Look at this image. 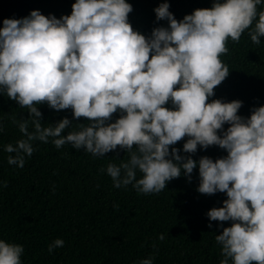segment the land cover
<instances>
[{"label":"clouds","instance_id":"9594fccd","mask_svg":"<svg viewBox=\"0 0 264 264\" xmlns=\"http://www.w3.org/2000/svg\"><path fill=\"white\" fill-rule=\"evenodd\" d=\"M71 8L59 19L32 10L5 18L0 27V95L28 113L12 119L21 136L4 144L7 164L22 169L37 142L70 145L93 158L119 150L127 159L98 171L114 188L130 185L138 195L158 194L182 175L190 182L198 168L197 191L227 197L206 212L208 227L216 221L223 229L215 235L219 264H264V105L244 117L238 114L242 101L210 100L229 74L220 58L229 53L227 44L239 43L242 34L261 44L264 0H213L179 21L165 0L154 13L167 26L147 36L131 26L128 0H75ZM41 104L71 109L73 120L87 123L67 117L42 123ZM185 137L182 149L175 147ZM198 146L227 154L197 161L191 154ZM7 186L0 181V189ZM63 246L56 238L47 250ZM24 251L22 244L0 239V264H23ZM155 259L153 253L133 264Z\"/></svg>","mask_w":264,"mask_h":264},{"label":"trees","instance_id":"16d2710c","mask_svg":"<svg viewBox=\"0 0 264 264\" xmlns=\"http://www.w3.org/2000/svg\"><path fill=\"white\" fill-rule=\"evenodd\" d=\"M74 2L0 0V27L5 18H23L32 10L59 19L71 14ZM128 2L133 8L128 19L134 30L147 36L153 28L167 26L166 20L156 21L154 13L165 0ZM167 2L179 21L197 8H210L213 0ZM227 47L229 53L220 58L228 65L229 74L214 87L210 100L238 99L243 102L238 114L248 117L253 107L264 105V38L260 45H254L242 34L239 43L229 42ZM38 108L42 123H55L64 117L73 124L87 123L83 117L73 120L71 109L55 111L46 104ZM27 117L26 109L0 95V124L4 125L0 133V181L8 182L7 188L0 189V239L24 246L23 264H133L153 253L154 264H219L215 235L223 229L216 221L209 228L206 212L223 206L227 197L220 192L199 193L198 168L190 182L182 175L151 195H138L130 185L127 190L114 188L110 177L98 171L109 162L119 164L127 159V153L119 150L93 158L70 145L56 149L51 143L37 142V150L26 158L24 167L15 168L7 164L3 146L21 136L12 119ZM113 117L118 118V114ZM186 139L177 141L175 147L182 149ZM226 154L218 146L206 150L198 146L191 155L198 161L202 156L215 160ZM228 226L230 222H223V227ZM159 234H164V240H158ZM56 238L63 239L64 246L49 253L48 244Z\"/></svg>","mask_w":264,"mask_h":264}]
</instances>
